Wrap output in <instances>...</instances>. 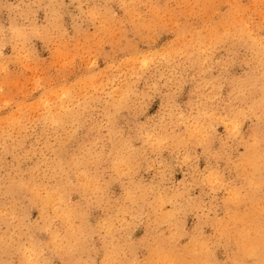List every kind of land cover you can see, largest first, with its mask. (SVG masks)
<instances>
[{
	"label": "clouds",
	"instance_id": "obj_1",
	"mask_svg": "<svg viewBox=\"0 0 264 264\" xmlns=\"http://www.w3.org/2000/svg\"><path fill=\"white\" fill-rule=\"evenodd\" d=\"M0 264H264V0H0Z\"/></svg>",
	"mask_w": 264,
	"mask_h": 264
},
{
	"label": "rangeland",
	"instance_id": "obj_2",
	"mask_svg": "<svg viewBox=\"0 0 264 264\" xmlns=\"http://www.w3.org/2000/svg\"><path fill=\"white\" fill-rule=\"evenodd\" d=\"M179 178V177H178Z\"/></svg>",
	"mask_w": 264,
	"mask_h": 264
}]
</instances>
